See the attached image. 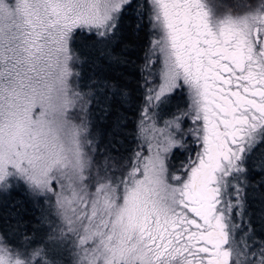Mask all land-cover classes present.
Instances as JSON below:
<instances>
[{
    "label": "snow or ice",
    "instance_id": "snow-or-ice-1",
    "mask_svg": "<svg viewBox=\"0 0 264 264\" xmlns=\"http://www.w3.org/2000/svg\"><path fill=\"white\" fill-rule=\"evenodd\" d=\"M217 8L0 0V196L20 189L55 210L44 247L21 251L22 217L0 199V264H58L65 251L72 264H264V205L248 203L250 188L264 190V0ZM129 17L137 31L147 20L155 84L145 78L138 150L117 163L96 158L72 44L86 32L99 56L129 63L110 49ZM96 88L104 116L115 106L119 133L132 92L103 80ZM177 92L186 108L165 119Z\"/></svg>",
    "mask_w": 264,
    "mask_h": 264
},
{
    "label": "trees",
    "instance_id": "trees-1",
    "mask_svg": "<svg viewBox=\"0 0 264 264\" xmlns=\"http://www.w3.org/2000/svg\"><path fill=\"white\" fill-rule=\"evenodd\" d=\"M136 22L134 18H126L122 32L118 33V38L110 45L114 56L119 57L121 61L128 60L129 63H114L107 57L99 56L95 39L86 32L78 33L72 44L74 50L82 55V61L74 66V70L80 73L79 77L74 78V84L80 91L89 94L87 98L92 100L89 105V119L91 121L90 130L99 149L97 159L103 155H109L114 157L117 163H127L128 157L138 150L137 146L140 143L135 133L139 110L144 104V95L147 91L145 78L148 79L149 66L145 67V64L149 59L152 34L146 19L138 31L135 29ZM102 80L126 85L132 92L133 101L120 110V115L124 117L125 127L119 133L114 134L115 106L107 116L100 111L104 93L97 91L96 85ZM186 105V95L177 92L163 107L161 114L167 119L171 114L183 111ZM187 154L179 156L174 163L179 166L181 161L186 160ZM0 199H3L9 206L15 204L16 210L22 217L21 232H26L28 239L21 237L16 243H26L29 252L33 248H43L47 243L49 227L43 221L45 217L54 220L55 210L42 199L37 201L20 189L3 194ZM248 203L253 211L259 212L260 207L264 205V190L250 188ZM9 235L12 236L11 233ZM72 259L70 252L66 251L61 252L57 258L58 264H72Z\"/></svg>",
    "mask_w": 264,
    "mask_h": 264
},
{
    "label": "rangeland",
    "instance_id": "rangeland-1",
    "mask_svg": "<svg viewBox=\"0 0 264 264\" xmlns=\"http://www.w3.org/2000/svg\"><path fill=\"white\" fill-rule=\"evenodd\" d=\"M235 2H236V0H234V1H232V0H231V1L228 0L227 4H233V3H235ZM205 3H206V4L208 5V7H209L210 9H212L213 11H218L219 9L217 8V6H218L220 3H226V2H224L223 0H205ZM152 38H153V37H152ZM150 49H151V47H150ZM149 57H150L152 60H155V59H156L155 56H151L150 53H149ZM148 66H149V68H148V75H149V72H153V73H154V69H153L152 65L149 64ZM148 80L150 81V84H149L147 87H152V86H154L155 81H154V79H153V76H150V75H149V76H148ZM186 97H187V96H186ZM187 103H188V98H187ZM160 126L162 127V123H161ZM144 153L147 154V145L144 146ZM187 155H189V153H188ZM186 159H187V158H186ZM19 245H21V248L19 249V250H21V251H23V250H25V249L28 248L26 243H21V244H19Z\"/></svg>",
    "mask_w": 264,
    "mask_h": 264
},
{
    "label": "flooded vegetation",
    "instance_id": "flooded-vegetation-1",
    "mask_svg": "<svg viewBox=\"0 0 264 264\" xmlns=\"http://www.w3.org/2000/svg\"><path fill=\"white\" fill-rule=\"evenodd\" d=\"M223 1L226 2V3L228 2V0H223ZM230 1H231V0H230ZM232 1H234V0H232Z\"/></svg>",
    "mask_w": 264,
    "mask_h": 264
}]
</instances>
